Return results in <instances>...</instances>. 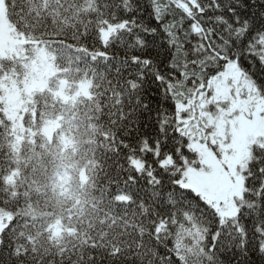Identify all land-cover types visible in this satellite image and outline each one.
<instances>
[{"label":"snow or ice","instance_id":"obj_1","mask_svg":"<svg viewBox=\"0 0 264 264\" xmlns=\"http://www.w3.org/2000/svg\"><path fill=\"white\" fill-rule=\"evenodd\" d=\"M100 11L85 62L105 77L116 175L101 199L120 239L102 232L69 259L264 264V0H105ZM14 226L0 264L21 258L17 238L4 240Z\"/></svg>","mask_w":264,"mask_h":264},{"label":"trees","instance_id":"obj_2","mask_svg":"<svg viewBox=\"0 0 264 264\" xmlns=\"http://www.w3.org/2000/svg\"><path fill=\"white\" fill-rule=\"evenodd\" d=\"M104 2L4 0V20L23 42V59L0 58V71L24 76L26 64L39 55L51 67L29 107H20L16 118L8 116L0 99V209L7 212L0 216H8L0 234L15 222L4 240L15 236L21 257L6 264H78L69 259L73 249L74 255H87L91 251L87 244L102 232L106 244L120 239L106 223L108 202L101 199L116 175L106 159V121L99 91L106 88L105 77H97L85 62L83 36L102 18ZM49 124L56 126L51 134Z\"/></svg>","mask_w":264,"mask_h":264},{"label":"rangeland","instance_id":"obj_3","mask_svg":"<svg viewBox=\"0 0 264 264\" xmlns=\"http://www.w3.org/2000/svg\"><path fill=\"white\" fill-rule=\"evenodd\" d=\"M4 0H0V58L13 57L23 59L22 49L23 42L15 36L9 22L5 21ZM39 62L44 66L40 67ZM26 70L21 67L16 68L19 72L25 73L24 76H18L13 71L8 74L1 75L0 79V99L6 104L8 116L12 119L18 116L20 107L26 109L29 107V102L32 94L41 89L44 85L43 78L51 68L45 64V58L41 55L36 56L30 63L26 64ZM47 129L52 133V129H56L55 125H47ZM53 130V131H54ZM7 213L0 209V213ZM8 216H0V229L3 222Z\"/></svg>","mask_w":264,"mask_h":264}]
</instances>
